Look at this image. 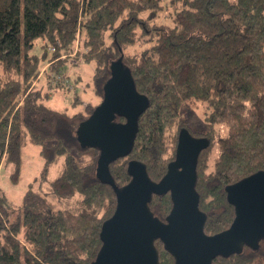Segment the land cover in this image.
<instances>
[{"label": "trees", "instance_id": "1", "mask_svg": "<svg viewBox=\"0 0 264 264\" xmlns=\"http://www.w3.org/2000/svg\"><path fill=\"white\" fill-rule=\"evenodd\" d=\"M77 36V57L94 66L90 92L103 100L120 60L149 99L131 154L110 164L115 184L130 182L132 160L159 182L187 129L210 141L197 165L205 233L227 230L235 208L226 188L264 171V0H0V168L13 165L17 182L29 143L44 160L18 211L0 188V264H92L116 210L113 187L97 174L99 149L83 146L77 133L100 103L70 113L52 102L57 91L71 92L70 107L85 101L81 76L69 85L62 59ZM200 105L207 128L195 133L183 115ZM56 165L59 174L48 181ZM149 207L165 221L170 193L154 195ZM155 246L159 264H175L160 240ZM214 264H264V240Z\"/></svg>", "mask_w": 264, "mask_h": 264}, {"label": "water", "instance_id": "2", "mask_svg": "<svg viewBox=\"0 0 264 264\" xmlns=\"http://www.w3.org/2000/svg\"><path fill=\"white\" fill-rule=\"evenodd\" d=\"M148 107V97L138 92L130 69L119 60L111 65L103 100L79 125L81 144L99 149L97 174L117 197L114 214L102 225V247L92 264H159L157 240L175 264H214L217 257L228 258L245 246L258 249L264 240V171L226 188L228 202L235 208L233 223L220 233H205L207 215L199 208L196 184L199 156L210 146L206 137L182 129L175 160L159 182L149 177L144 163L132 160L128 164L130 182L123 187L115 184L110 164L131 154L139 118ZM117 117L125 122H117ZM167 193L172 209L163 221L149 204L154 195Z\"/></svg>", "mask_w": 264, "mask_h": 264}, {"label": "rangeland", "instance_id": "3", "mask_svg": "<svg viewBox=\"0 0 264 264\" xmlns=\"http://www.w3.org/2000/svg\"><path fill=\"white\" fill-rule=\"evenodd\" d=\"M74 51L72 53H67L63 55L62 59H65L68 63V73L71 75V79L68 81L69 85L76 84L74 82V78H77V75L81 76V85L79 84L80 89H86V93L83 96L84 100L81 105H79L77 108L70 107L71 99V92H61L57 91L55 94V97H57V100H53L52 102L55 103L54 106L57 108H66L69 106V112L74 113L77 110H82L85 103L84 102H91L92 104H98L101 103V99L96 97L93 92H90L91 90L87 87L92 86L93 81V75H94V66L92 64H85L83 65L82 61L77 57L78 56V50L80 49V42L79 37L77 36L76 42L74 44ZM36 54L40 55L42 53L40 41H37L35 44V48L33 50ZM78 65V66H76ZM75 66V67H74ZM44 73V72H43ZM45 78L46 75H44ZM44 76L42 80L44 81ZM75 85V86H76ZM42 86V84L37 83L36 88H39ZM64 100V103H63ZM85 110V108H84ZM205 109L203 105L197 106V107H191L189 111H187L183 118L186 119L189 123V126L191 129L198 133L202 129L207 128L205 124ZM227 132V129L225 127H220V134L224 136ZM219 135V134H218ZM39 147L34 144H27L23 148L22 152V166H21V173L19 180L17 182H13L11 175L14 172V166H1L0 168V188L3 190V192L8 197L9 201L11 202V206L13 210H17L20 207L23 197L27 190L30 188L31 184L34 182V179L37 177H40L41 172L44 167V160L42 159L40 153H39ZM215 153V151L213 152ZM213 156V155H212ZM60 167L59 166H53L48 174V181L53 180L56 178L59 174ZM47 186V183L44 185L43 188Z\"/></svg>", "mask_w": 264, "mask_h": 264}]
</instances>
